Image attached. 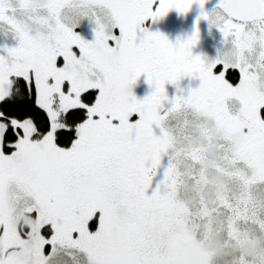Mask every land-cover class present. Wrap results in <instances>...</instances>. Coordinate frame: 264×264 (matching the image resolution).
<instances>
[{
    "label": "snow or ice",
    "instance_id": "1",
    "mask_svg": "<svg viewBox=\"0 0 264 264\" xmlns=\"http://www.w3.org/2000/svg\"><path fill=\"white\" fill-rule=\"evenodd\" d=\"M102 2L115 23L110 33L98 27L91 41L67 32L52 48L35 44L20 27L12 43L0 35V102L18 113L0 110V242L12 235L7 186L15 179L38 202L32 210L46 217L50 242L72 233L92 264H201L186 234L167 231L176 207L167 179L148 194L166 144L154 131L158 109L169 99L166 84H179L185 76L202 80L191 93L196 101L214 95L219 101L227 92H242V86L225 78L232 68L193 54L198 28L189 39L172 43L146 27L172 9L185 13L197 2L203 8L206 0ZM3 4L0 0V22ZM216 6L229 17L220 26L226 36L240 34L233 19L264 17V0H218ZM203 18H209L207 11ZM89 64L93 72L87 71ZM218 66L223 69L219 73ZM144 75L154 91L139 99L131 89ZM90 90L98 93L94 101L87 99ZM181 102L177 97L176 103ZM144 104L153 106L151 114L142 111ZM33 107L43 114L42 121L34 118ZM245 113L246 151L264 164V102L246 101ZM61 130H74L70 147L58 145ZM121 200L131 207L130 215L119 214Z\"/></svg>",
    "mask_w": 264,
    "mask_h": 264
},
{
    "label": "rangeland",
    "instance_id": "2",
    "mask_svg": "<svg viewBox=\"0 0 264 264\" xmlns=\"http://www.w3.org/2000/svg\"><path fill=\"white\" fill-rule=\"evenodd\" d=\"M217 3L206 0L203 8L195 3L199 8L197 20H191L193 13L189 11L172 9L147 22L150 31L162 33L172 43L192 37L182 24L201 23L203 29L193 54L210 64L223 63L226 68L236 69L235 79L228 75L230 69L225 78L236 88L242 86V92H227L219 101L215 95L196 101L190 97L202 84L198 76L166 84L169 99L159 106L154 129L166 144L160 153L161 170L155 174L159 178L153 177L156 184L152 182L150 188L167 179L176 206L167 231L186 234L201 250V264H264V164L246 151L250 132L245 113L246 101L264 102V19H233L240 25V34L226 36L220 26L229 17ZM3 9L0 35L6 36L8 43L17 35L16 27L22 28L35 44L55 48L67 32L91 41L98 27L110 33L115 23L113 12L102 0H4ZM205 11L208 19L203 18ZM177 24L181 27L174 29ZM115 34L119 35V29ZM73 51L79 54L78 49ZM16 62L21 63L22 58ZM222 70V66L216 69L217 73ZM87 71H94L91 64ZM131 91L144 99L154 88L144 75ZM177 97L182 101L179 104ZM142 111L151 114L153 106L144 104ZM224 118L234 119L241 135L223 128ZM243 143L245 146H241ZM218 174L224 181L216 179ZM7 194L12 235L0 242L4 264H92L90 254L77 244L72 233L60 234L50 242V230L43 231L46 217L32 210L39 207L38 202L15 179L9 182ZM118 211L128 216L132 209L121 200ZM94 219L98 227V218Z\"/></svg>",
    "mask_w": 264,
    "mask_h": 264
},
{
    "label": "trees",
    "instance_id": "3",
    "mask_svg": "<svg viewBox=\"0 0 264 264\" xmlns=\"http://www.w3.org/2000/svg\"><path fill=\"white\" fill-rule=\"evenodd\" d=\"M228 75L230 77H232V79H235V77L237 75L236 69H230V72H228ZM16 85H17V87L21 88V91H23V81L17 79ZM90 91L92 92V95H89L87 97V99L89 101H94L95 96L97 95V92H95V90H90ZM0 110L6 111V112H12L13 114L18 115V113L14 112V106L11 105V104H5L3 102H0ZM32 111L34 113H36V115L34 116L35 119H38V120H41V121L43 120V114L42 113L38 112L34 107H33ZM79 122H80V120L77 119L76 123H79ZM61 131H62L63 134L58 133V138H57L58 145L65 146V147L70 146L71 145V141L74 140V138H75L74 130L71 133H69L67 131H64V130H61ZM49 230L50 229L46 226V227H44L43 231L45 233H48Z\"/></svg>",
    "mask_w": 264,
    "mask_h": 264
},
{
    "label": "flooded vegetation",
    "instance_id": "4",
    "mask_svg": "<svg viewBox=\"0 0 264 264\" xmlns=\"http://www.w3.org/2000/svg\"><path fill=\"white\" fill-rule=\"evenodd\" d=\"M198 7H196V5H195V3L192 5V7L190 8V10H189V14L191 15L192 13V15H191V20L192 19H196L197 17H198V12H199V8L197 9ZM190 20V21H191ZM197 20V19H196ZM193 23V24H192ZM192 23H190V24H182V27H184V28H188L189 29V34H191L192 36H193V34L194 33H196V31H197V28L199 29V34H200V32L202 31V29H203V26H202V24L201 23H197V22H192ZM178 27H181V25H178L177 24V27H175L174 29H177ZM195 28H196V30H195ZM172 31H173V29H172ZM172 31H171V33H172ZM204 38H206L205 36H204ZM171 41V40H170ZM146 115H149L148 113L146 114ZM136 117L137 116H133V120H135L136 119ZM234 119H232V118H224L223 119V123L222 124H226V126L225 127H223V128H225V129H227V130H229V131H231V132H233V134L234 133H238V134H240V129L234 124V121H233ZM241 135V134H240ZM160 137V136H159ZM236 144V143H235ZM241 146H245V143H243ZM236 153H239V152H236ZM160 160H161V156H160ZM159 163H161V162H159ZM160 169V167L158 166V170ZM161 170V169H160ZM154 178H159L158 176H155L154 175ZM152 182L153 183H155L156 181H154V180H152ZM156 184V183H155ZM153 187L154 188H149V190H148V194L149 195H151L152 193H153V191H155V189L158 187L157 185H153ZM188 243H190L191 245H193L192 244V241L191 240H189L188 239ZM193 247L197 250V252L199 253V254H201V250H198L197 248H196V246L195 245H193ZM200 261H201V257H200ZM202 263V262H201Z\"/></svg>",
    "mask_w": 264,
    "mask_h": 264
},
{
    "label": "water",
    "instance_id": "5",
    "mask_svg": "<svg viewBox=\"0 0 264 264\" xmlns=\"http://www.w3.org/2000/svg\"><path fill=\"white\" fill-rule=\"evenodd\" d=\"M223 10V9H222ZM224 11V10H223ZM225 12V11H224ZM226 13V12H225ZM227 14V13H226ZM264 17H262L260 14H253L250 15L248 18L246 19H237V20H241L244 22H248V21H253V20H258V19H263Z\"/></svg>",
    "mask_w": 264,
    "mask_h": 264
},
{
    "label": "clouds",
    "instance_id": "6",
    "mask_svg": "<svg viewBox=\"0 0 264 264\" xmlns=\"http://www.w3.org/2000/svg\"><path fill=\"white\" fill-rule=\"evenodd\" d=\"M216 179L219 180V181H224L225 178H224L222 175H219V174H218V175L216 176ZM221 190H222V189H221ZM207 191H215V190H213V189H209V190H207Z\"/></svg>",
    "mask_w": 264,
    "mask_h": 264
}]
</instances>
